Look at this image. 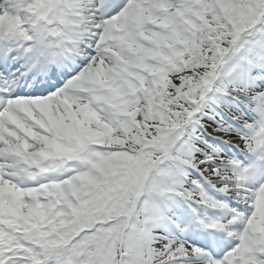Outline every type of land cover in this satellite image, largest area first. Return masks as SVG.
I'll list each match as a JSON object with an SVG mask.
<instances>
[{"label": "snow or ice", "instance_id": "snow-or-ice-1", "mask_svg": "<svg viewBox=\"0 0 264 264\" xmlns=\"http://www.w3.org/2000/svg\"><path fill=\"white\" fill-rule=\"evenodd\" d=\"M0 264H264V0H0Z\"/></svg>", "mask_w": 264, "mask_h": 264}]
</instances>
